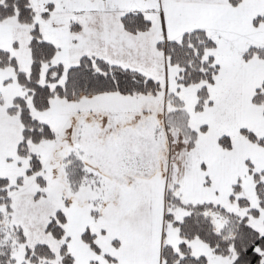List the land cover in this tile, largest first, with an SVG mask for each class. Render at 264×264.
I'll use <instances>...</instances> for the list:
<instances>
[{
  "label": "snow or ice",
  "instance_id": "snow-or-ice-1",
  "mask_svg": "<svg viewBox=\"0 0 264 264\" xmlns=\"http://www.w3.org/2000/svg\"><path fill=\"white\" fill-rule=\"evenodd\" d=\"M0 264H264V0H0Z\"/></svg>",
  "mask_w": 264,
  "mask_h": 264
}]
</instances>
